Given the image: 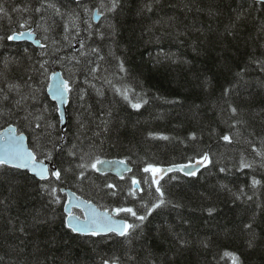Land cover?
<instances>
[{"label": "trees", "instance_id": "trees-1", "mask_svg": "<svg viewBox=\"0 0 264 264\" xmlns=\"http://www.w3.org/2000/svg\"><path fill=\"white\" fill-rule=\"evenodd\" d=\"M110 6V0H0V131L14 126L34 151L40 133L39 144L51 159L40 151L37 159L61 171L59 181H39L0 169V264H233L225 253L238 257V264H264V158L252 150L264 141V4L118 0L114 11ZM77 16L79 36L71 26L65 33L64 24ZM29 29L44 48L8 39ZM121 62L125 72L119 71ZM96 64L93 79L88 70ZM57 70L72 88L63 131L46 94L49 75ZM125 87L139 109L115 92ZM29 113L43 116L40 129L31 116L24 119ZM72 144L81 145L73 150L76 157L68 155ZM81 150L91 152L90 159L124 161L132 172L119 179L90 170L77 179ZM204 154L209 161L196 175L173 172L160 181L166 203L130 241L67 228L66 195L59 189L109 213L131 207L144 214L143 205L159 199L153 174L144 169L187 164ZM242 161L251 168L241 169ZM253 178L260 184L253 187ZM41 184L57 187L59 204ZM119 218L139 223L125 213Z\"/></svg>", "mask_w": 264, "mask_h": 264}, {"label": "snow or ice", "instance_id": "snow-or-ice-1", "mask_svg": "<svg viewBox=\"0 0 264 264\" xmlns=\"http://www.w3.org/2000/svg\"><path fill=\"white\" fill-rule=\"evenodd\" d=\"M259 3L264 4V0H258ZM111 6L107 8L108 11H114L118 5V0H110ZM48 8L54 9L56 15L62 16L63 13H61L60 9L56 6L55 3H48ZM105 5L101 4V8H104ZM41 9L37 8L36 11L39 12ZM87 11V9H85ZM4 9L3 7H0V13H3ZM98 14V13H97ZM79 19V17H75V19L71 20V25L69 23L64 24V30L65 33L69 32V28L71 26L72 29H76V36H79V30H78V24L76 21ZM20 27H25L24 24H21ZM29 36L32 35L31 32L27 33ZM24 35V33H19L18 35H10L8 36L9 40H16L21 38ZM66 40L69 38L67 35L64 37ZM41 48H44L45 45L41 44ZM80 47L83 49L85 47L83 41H80ZM92 52H97L96 49H92ZM81 56H86L87 53L82 51ZM101 60H103V56L99 57ZM76 63L79 64L80 61L76 60ZM119 71L125 72L126 69L121 62L119 64ZM41 68L44 69V64H41ZM100 69V65L96 64L95 67L90 68L89 74L93 76V79H95V73L98 72ZM46 72L47 69H44ZM107 83L111 84V81H107ZM95 87V85H92ZM72 91V88L70 87V82L68 80H61L59 82V85L55 87V89L52 91V95L56 98H58L63 104L66 100V94L70 93ZM98 91V94L102 95V93ZM129 91L130 89L125 88H115V92L121 97L127 101L134 109H139L141 107V103H133L132 99L129 98ZM23 99V98H22ZM147 101H144L146 103ZM19 104V101L17 102ZM231 112L235 115L237 113L236 108H231ZM29 116L32 117V121L35 122L34 126L36 129H40L42 127V124L40 121H42L44 118L42 115H34L32 113H29L27 116L24 117L25 120H28ZM65 119L64 113L60 112V122H63ZM31 123V122H30ZM106 123V122H105ZM236 123H239L237 121ZM236 125L233 124L232 127H235ZM48 127H54L51 123H48ZM81 127H84V125H81ZM106 131V128H105ZM16 129L15 128H9L6 130V135L3 140V143L0 144V169L4 168H14V169H27L33 173V175L38 178L39 180H48L49 179V169L44 164L43 160L37 159L36 152L40 151L44 153V159H51V155L49 152L46 151L45 147L41 144H39V140L41 138V134H37V142H34L36 144V150H30L29 148L25 147L24 140L25 137L23 134L16 135ZM164 139H168L167 137H163ZM60 141L64 140L63 136L58 137ZM192 139H195V136H192ZM223 139L227 142H231V139L229 136L225 135ZM82 143V142H81ZM54 148H58L59 151H63L64 149L62 147H58L57 145H53ZM81 145L78 144H72L71 149L68 152L69 156L76 157L77 153L73 150L80 148ZM91 147V146H89ZM254 152L257 153V155L264 158V141L261 142V148L257 149L255 146H253L252 149ZM91 152L81 150L79 154V163L77 164V169L79 170L77 173V179H84L85 173L87 171H99L100 169L97 167L98 165H102L105 163V161H102L99 159V157H95L94 159H90ZM209 161V156L207 154H204L203 156L199 157L196 161L199 165H204ZM121 164L124 162L121 161ZM192 167L195 169V165H185V166H174L173 168L167 169L168 172L171 171H181L184 172L185 175L188 176H194L196 174V171H185V168ZM243 168H251L250 164H245L243 161L241 162V169ZM130 170V169H129ZM144 171L151 172L153 174V178L151 183L157 185L155 188L156 193L159 194V199L151 205V207H148L147 205H143L147 208V211L144 214H138L137 211H134L131 207H118L112 209V213L115 215H119L120 213H125L130 215L131 217L135 218V221H139V223H129L125 219H114L113 215H110L108 211L99 212L96 210V208L88 202H81L79 198L77 197L75 202L69 200L68 205L64 207L65 213H67V216L65 218V224L66 226L73 232L80 235H89L92 237L101 236L102 234H108V233H114L115 235L125 238L126 240L130 241V238L133 233L136 232L137 229L141 228L143 225V222L152 214V212L160 208L162 205H165L166 201L164 199L165 193L162 191L161 187L159 186L160 180L163 179V176H159L157 178V173H159L161 170L157 168H153L151 166L146 167ZM221 171H225V169H221ZM51 176L55 177L56 180L61 179V171L57 169H53L51 172ZM123 178V177H122ZM145 183L148 181L145 180ZM132 184L135 186V189H139L140 182L137 181L135 178L132 179ZM260 181L253 178L252 180V186L255 187L256 185H259ZM115 186L113 184H107V188L113 189ZM42 190H44L51 198V202L55 204L60 203V197L57 195L58 189L54 185H44L41 184ZM142 190V189H141ZM60 192H63L64 189H59ZM134 189L129 191V195H134ZM112 195H115V193H110ZM241 194H243V189H241ZM252 197L249 196L248 199H251ZM237 199H239V196H237ZM83 205V206H82ZM71 207H77L80 208L81 212L83 213V219L80 218V216H77L73 214L71 211ZM208 214L212 215L214 212V209L209 208L207 209ZM247 228H251V224L246 225ZM23 231V228L20 229ZM251 246V241L249 242ZM225 256H230L233 260V264H238V257L232 256L231 253H225ZM104 264H118L117 260H112L111 262L108 260L104 261Z\"/></svg>", "mask_w": 264, "mask_h": 264}, {"label": "water", "instance_id": "water-1", "mask_svg": "<svg viewBox=\"0 0 264 264\" xmlns=\"http://www.w3.org/2000/svg\"><path fill=\"white\" fill-rule=\"evenodd\" d=\"M64 1H72V2H82L84 0H64ZM255 2H258V0H253ZM259 3V2H258ZM99 19V16L95 13L94 14V21H98ZM31 32L32 35L29 36L27 33ZM21 33H24V35L19 38V39H16V40H12L14 42H26L28 44H31L32 46H34L35 48H40V41L36 39V35L32 32V30H27V31H23ZM19 33H16L14 35H18ZM61 80H65L61 71L57 70L53 73H51L49 75V79H48V84H47V87H46V94L48 96V98L50 99V101H52L56 107H57V114H58V117H59V122H60V112H63L64 113V116H65V119L63 122H60V128L61 130L63 131L67 125V104H68V97H69V93L66 94V100L63 104H61L60 100L56 97H54L52 95V91L55 89V87H57L59 85V82ZM9 128H15L14 126H9L3 130L0 131V144L3 143V140L5 138V135H6V130L9 129ZM16 129V128H15ZM16 135H20L17 133V130H16ZM25 137V140H24V145L25 147L29 148L28 147V144H27V138L26 136L24 135ZM30 149V148H29ZM102 161H105L104 164L102 165H98L97 167L100 169L99 171H96L98 174H102V175H112V176H115L119 179H122V177H124L125 175H128L132 172V169L131 167L127 164V163H123L121 164V160H110V159H103ZM44 164L48 167L49 169V178H50V174L52 172L53 169H55L52 164H50L48 161H43ZM185 165H195V169L192 168V167H187L185 168V171H196V174L203 168L204 165H199L195 162H192V163H188V164H184V165H175V166H185ZM174 166H170V167H165V168H162L160 169L161 171L157 174V178L159 176H163L166 177L168 174L170 173H173V172H179L181 173L182 175L184 176H188V175H185L184 172H181V171H171V172H168L167 169L169 168H173ZM14 169V168H13ZM130 169V170H129ZM16 170H20V171H24V172H27L29 173L31 176L35 177L33 175V173L27 169H16ZM36 178V177H35ZM37 180H39L38 178H36ZM39 181H42V180H39ZM43 181H47V180H43ZM64 194H66V204L65 206H69L68 205V201L71 200L73 202H75L76 198L78 197L79 200L81 202H87L86 200H84L83 198L77 196L76 194H74L73 192L67 190V189H64L63 191ZM88 203H91V202H88ZM97 211L99 212H103L105 210H102L100 208H98L96 205H94L93 203H91ZM64 206V207H65ZM83 206V205H82ZM71 211L73 212V214L79 216L78 214L75 213V211H78L80 212V218L83 219V213L81 212L80 208H77V207H71ZM65 213V211H64ZM110 215H113L114 216V219H117V220H120L117 215H115L114 213L111 214L109 213ZM65 215L67 216V213H65ZM68 228V227H67ZM111 234H114V233H108V234H102L101 236H108V235H111ZM84 236H89V235H84Z\"/></svg>", "mask_w": 264, "mask_h": 264}, {"label": "bare ground", "instance_id": "bare-ground-1", "mask_svg": "<svg viewBox=\"0 0 264 264\" xmlns=\"http://www.w3.org/2000/svg\"><path fill=\"white\" fill-rule=\"evenodd\" d=\"M124 162V161H123ZM126 163V162H125Z\"/></svg>", "mask_w": 264, "mask_h": 264}]
</instances>
